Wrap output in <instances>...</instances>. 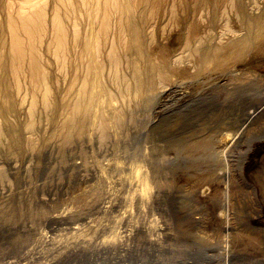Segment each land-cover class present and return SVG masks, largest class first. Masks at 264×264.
Returning <instances> with one entry per match:
<instances>
[{
    "label": "rangeland",
    "instance_id": "obj_1",
    "mask_svg": "<svg viewBox=\"0 0 264 264\" xmlns=\"http://www.w3.org/2000/svg\"><path fill=\"white\" fill-rule=\"evenodd\" d=\"M263 24L264 0H0V264H264Z\"/></svg>",
    "mask_w": 264,
    "mask_h": 264
},
{
    "label": "bare ground",
    "instance_id": "obj_2",
    "mask_svg": "<svg viewBox=\"0 0 264 264\" xmlns=\"http://www.w3.org/2000/svg\"><path fill=\"white\" fill-rule=\"evenodd\" d=\"M105 18V17H104ZM104 22V21H103ZM102 22V23H103ZM247 22V21H246ZM257 23V22H256ZM248 25V24H247ZM263 26H264V24H263ZM105 27V26H104ZM57 28V27H56ZM60 28V27H59ZM106 28V27H105ZM261 28V27H260ZM31 29V28H30ZM63 29V28H62ZM134 29V28H133ZM136 29V28H135ZM134 29V30H135ZM194 30H195V28H193ZM250 29H251V27H250ZM191 30V29H190ZM193 30V31H194ZM62 31V30H61ZM135 32V31H134ZM200 32V31H199ZM260 32V31H259ZM263 32V31H262ZM191 33H192V31H191ZM196 34V33H195ZM252 34V33H251ZM62 36V35H61ZM139 37V36H138ZM137 37V38H138ZM195 37V36H194ZM63 38H64V35H63ZM196 38V37H195ZM263 38V37H262ZM188 39H189V37H188ZM122 40V39H121ZM62 41V40H61ZM203 42V41H202ZM260 42V41H259ZM60 43V42H59ZM121 43V42H120ZM119 44V43H118ZM65 45V44H64ZM196 46V45H195ZM198 46V45H197ZM23 47V46H22ZM19 48V47H18ZM136 49V48H135ZM141 50V49H140ZM124 51V50H123ZM206 51V50H205ZM21 52V51H20ZM23 52V51H22ZM127 54V53H126ZM141 54V53H140ZM118 55V54H117ZM201 56H202V54H201ZM204 56V55H203ZM207 56V55H206ZM23 57V56H22ZM21 57V58H22ZM122 57V56H121ZM118 58V57H117ZM215 58V57H214ZM217 58V57H216ZM205 59V58H204ZM118 63V62H117ZM34 67H36V66H34ZM38 67V66H37ZM40 74V73H39ZM3 84H4V80H3V78H2V76H0V87L1 86H3ZM86 96V95H85ZM79 101V100H78ZM90 101V100H89ZM89 101L87 102V101H85V102H83V100L81 101V107H82V105H83V107L82 108H86V106H88L90 103H89ZM83 102V103H82ZM78 103V102H77ZM80 103V102H79ZM68 105V104H67ZM77 105V104H76ZM79 107H80V105H79ZM73 111V110H72ZM85 111V110H84ZM256 112V109L254 110V115L253 116H256L257 115V113H255ZM252 113V114H253ZM251 116V115H250ZM70 118V117H69ZM247 118V117H246ZM65 119V118H64ZM65 121V120H64ZM68 121V120H67ZM71 121V120H70ZM31 122V121H30ZM219 123V122H218ZM245 123V122H244ZM70 125H71V127L72 128H79L78 126L79 125H81V119L80 118H78V117H75V119H74V121H71L70 123H69ZM241 125V124H240ZM65 126V125H64ZM71 127H69V129L71 128ZM240 127V126H239ZM212 128V127H211ZM68 130V129H67ZM232 130V129H231ZM228 131H229V129H228ZM219 132V131H218ZM222 131H220V133H221ZM232 132V131H231ZM65 133V132H64ZM69 133V131L67 132V134ZM79 133V132H78ZM214 133V132H213ZM223 133V132H222ZM227 132H225V134H226ZM230 133V132H229ZM227 134V136H225L224 135V138H223V140L225 139V141H226V139H227V137H229L230 136V134ZM66 134V135H67ZM70 134V133H69ZM234 134H236V133H233L232 135H231V137L234 139V137H235V135ZM59 136V135H58ZM223 136V134L221 135V137ZM217 138V137H216ZM231 138V139H232ZM221 139V138H220ZM207 140V139H206ZM205 140V141H206ZM222 140V139H221ZM202 141V140H201ZM216 141V140H215ZM214 141V142H215ZM198 142H200V141H198ZM207 142H208V140H207ZM218 143V142H217ZM209 143H199V144H197L196 146H194L193 147V151H197V152H199V151H202V150H204L206 147H207V145H208ZM228 144V143H227ZM216 145H218V144H216ZM219 145H220V143H219ZM222 145V144H221ZM229 145V144H228ZM216 147V146H215ZM225 147V146H224ZM217 148H220V147H218L217 146ZM223 148V147H222ZM192 149V148H191ZM190 150V149H189ZM226 150V149H225ZM207 151V150H206ZM190 152H192V151H190ZM223 152H224V150H223ZM200 153V152H199ZM219 153V152H218ZM201 154V153H200ZM222 159V158H221ZM220 159V160H221ZM223 162V161H222ZM225 162V161H224ZM220 165V164H219ZM208 172V171H207ZM216 172V171H215ZM225 172V171H224ZM206 173V172H205ZM211 173V172H210ZM214 173V172H213ZM223 173V172H222ZM254 173V172H253ZM212 174V173H211ZM225 174V173H224ZM219 175L218 177H223V176H225V175ZM204 175V174H203ZM210 175V174H209ZM208 175V176H209ZM212 175H214V174H212ZM206 176V175H205ZM217 176V175H216ZM207 177V176H206ZM205 177V179H207ZM198 178V177H197ZM254 178H255V180L257 181V184H258V187H259V191H261V193H262V199H264V175L263 174H261V173H259L258 171L255 173V175H254ZM203 180V179H202ZM219 180V179H218ZM222 180H223V178H222ZM205 181V182H204ZM210 181V179L209 180H203V182L204 183H208ZM199 182H201V185H203L202 183V181L200 180ZM198 183V182H197ZM212 183V182H211ZM200 184V183H199ZM215 184V183H214ZM214 184L212 185V184H209V186L211 185L212 187H214ZM200 186V185H199ZM208 186V187H209ZM202 187V186H201ZM198 188V187H197ZM253 189H254V187H253ZM205 191V190H204ZM202 193V192H201ZM259 193V192H258ZM260 193V194H261ZM259 194V195H260ZM261 196H260V198H261Z\"/></svg>",
    "mask_w": 264,
    "mask_h": 264
}]
</instances>
